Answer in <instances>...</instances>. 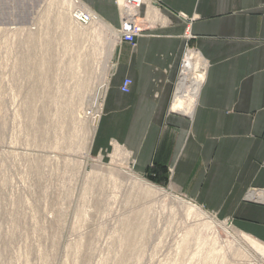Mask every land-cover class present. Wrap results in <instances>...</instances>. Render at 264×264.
Here are the masks:
<instances>
[{
    "label": "rangeland",
    "instance_id": "rangeland-1",
    "mask_svg": "<svg viewBox=\"0 0 264 264\" xmlns=\"http://www.w3.org/2000/svg\"><path fill=\"white\" fill-rule=\"evenodd\" d=\"M77 6L0 0V264H264L250 247L264 242L171 191L163 175L158 183L136 172L115 139L94 150L89 113L118 42L96 18L79 23ZM130 174L174 196H148Z\"/></svg>",
    "mask_w": 264,
    "mask_h": 264
},
{
    "label": "crops",
    "instance_id": "crops-1",
    "mask_svg": "<svg viewBox=\"0 0 264 264\" xmlns=\"http://www.w3.org/2000/svg\"><path fill=\"white\" fill-rule=\"evenodd\" d=\"M78 1L120 29L121 0ZM137 23L134 43L117 39L94 150L115 139L136 172L264 242V0H145ZM186 46L202 76L189 111L173 108Z\"/></svg>",
    "mask_w": 264,
    "mask_h": 264
},
{
    "label": "bare ground",
    "instance_id": "bare-ground-1",
    "mask_svg": "<svg viewBox=\"0 0 264 264\" xmlns=\"http://www.w3.org/2000/svg\"><path fill=\"white\" fill-rule=\"evenodd\" d=\"M72 1H74V2L76 1V3H78V6L75 9V17L76 18H77V13H79V12H84V11L91 12L93 21H94V18H96L97 19L96 21H98L101 24H103L106 28L111 30V32H113L114 34H117V32L115 30H113L111 27L106 25L94 12L89 11L78 0H72ZM119 3H120V1H119ZM120 6H121V4H120ZM126 10H128V12H129L126 15L137 13V10L130 9L129 7ZM196 57H197L196 56V52L193 49H187L185 51V53H184V57H183V60H182L181 71H180L181 79H180V82H179V85H178V90H177V94H176L174 105H173V108L176 109V110L184 109V110H188L189 111L191 109V107L193 106V104L195 103L196 94L198 92V89H199V86H200V83H201V79H202V76L199 75L200 73L197 74L196 71H195L196 67H197L196 63H198L197 61H195ZM101 102L102 101H99L98 103H96V105H94L93 108H92V112L89 113V117H90V120H91V122H90V124H91L90 125V132H91L92 136H94V134H95L96 127H97V124H98V121H99L98 120L96 124L94 123V118L96 116L98 118L100 117L101 106H102ZM120 151L124 152V149H122L121 147H116L115 151L113 153V157L114 158L116 157L119 160L118 161L119 162V166L118 167L120 169H122L123 172L127 173V171H129V170L126 169L127 167L125 165V162H126V159L128 158V153H125V152L121 153ZM130 175L134 176L135 174H130ZM134 177L136 179L135 183L138 184V186L140 187V190L142 192H144L148 196L158 197V196H160L161 194H164V193H169L172 196H174L170 190H169V192L165 191L162 188L155 186L153 183L143 179L140 175H138V176L135 175ZM176 202L178 204V207H180L181 209L186 210L188 215L199 216V217L202 216V215L206 216V213L204 211H202L199 208L193 206V204L189 205V203L184 202V200H181V199H177ZM211 220H212V223H214V226L222 227L223 229H225V227L222 225V222H219L214 217H212ZM254 241H256V240H254ZM251 242L252 241H250V243ZM248 246H250V245H248ZM250 247L255 248V250H256V248L259 250V253L257 254V258H259L264 263V260H263L264 259L263 258L264 257V248H261L259 246H258L259 248L258 247H254L253 245L250 246Z\"/></svg>",
    "mask_w": 264,
    "mask_h": 264
},
{
    "label": "built area",
    "instance_id": "built-area-1",
    "mask_svg": "<svg viewBox=\"0 0 264 264\" xmlns=\"http://www.w3.org/2000/svg\"><path fill=\"white\" fill-rule=\"evenodd\" d=\"M145 0H123V5L127 9L128 7L130 9L137 10V13L135 14H123L121 11V6H120V14H121V25L120 29L117 31V39L121 42H129V43H134L136 37L140 34L141 29L140 26L137 23V16H138V9ZM155 4H158L157 2H154ZM92 20V14L91 12L84 11V12H79L77 13V21L79 23L85 24L89 23ZM186 37L189 39L191 38V35L186 32ZM191 49L186 46V50ZM183 60V58H182ZM181 66H182V61L180 65V71H181ZM132 83L131 78H125L123 80L121 90L123 92H128L130 85Z\"/></svg>",
    "mask_w": 264,
    "mask_h": 264
},
{
    "label": "trees",
    "instance_id": "trees-1",
    "mask_svg": "<svg viewBox=\"0 0 264 264\" xmlns=\"http://www.w3.org/2000/svg\"><path fill=\"white\" fill-rule=\"evenodd\" d=\"M153 172H146L145 175L150 178L151 180H153L154 182H158L161 183L162 182V178L161 175L155 173L154 175L152 174ZM161 174V173H160ZM164 182V179H163Z\"/></svg>",
    "mask_w": 264,
    "mask_h": 264
},
{
    "label": "water",
    "instance_id": "water-1",
    "mask_svg": "<svg viewBox=\"0 0 264 264\" xmlns=\"http://www.w3.org/2000/svg\"><path fill=\"white\" fill-rule=\"evenodd\" d=\"M97 121H98V117L96 116V117L94 118V123L96 124Z\"/></svg>",
    "mask_w": 264,
    "mask_h": 264
}]
</instances>
